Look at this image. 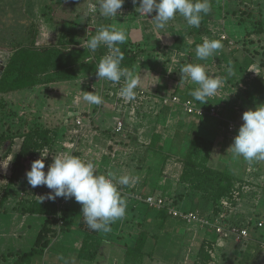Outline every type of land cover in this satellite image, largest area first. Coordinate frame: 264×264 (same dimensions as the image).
I'll list each match as a JSON object with an SVG mask.
<instances>
[{
	"label": "rangeland",
	"instance_id": "374dc122",
	"mask_svg": "<svg viewBox=\"0 0 264 264\" xmlns=\"http://www.w3.org/2000/svg\"><path fill=\"white\" fill-rule=\"evenodd\" d=\"M129 1L131 0H125L124 3L125 5L127 3L126 6L130 5ZM223 1L224 0H216V5L211 6V11L207 16H205L206 20H204V22L199 27L200 30L194 27L187 26V23L183 19V17L179 15L175 17L176 24H180L179 29H182L181 32L186 37H179L177 40V43L181 44L182 48L187 46L188 43H194L193 45L195 51L196 46L201 44L205 37L209 39H219L220 35H222V14H227L230 16V12L241 7L237 6L238 8L236 7L234 9L227 6L226 8V6L223 5ZM93 3H97V11L95 13H91L89 11V5ZM251 4L254 7H241V14H238V16L234 18L238 24H241V22L248 24L246 25L245 30H243L245 31V33H254L264 25V22L262 23V21H260L264 19L258 17L256 18L257 7H260L258 1H253V3ZM250 11L254 16L247 15V13ZM131 14H135V16H137L140 13L138 12L136 15V12L131 11ZM152 14L150 15L152 16ZM34 15L36 16V18H34ZM140 15L143 16L142 14ZM150 15H146V17ZM58 17L62 19L60 25L63 26V30L61 31L60 29H56V27L59 25V20L55 18ZM28 18L35 19L38 33L39 31L41 32L38 39L41 40L40 42H42V47L56 45L57 42H60L62 40L66 42L68 38H72V35H74L73 39L77 41V43L66 46L67 51L71 53H69L70 57H73L75 60L72 66L74 78L64 81L53 80L52 84H48V81H45V85L37 84L35 87H33L34 94L31 96V98H29V96L28 99L25 98V101H22V97L18 100L10 98L8 95H0V119H2L4 122L3 126L0 124V135H2L3 133H26L25 128L15 123L16 117L17 115H19L18 112L25 111V115L22 117L20 116V118L23 121L25 120V122L28 124L31 122V116H29L32 112L31 110L35 111V109H38L39 111H42L44 108L45 118L47 117V113L49 114V117L47 119H52L50 123L51 129H55V120H58L59 115L60 113H62L63 109L65 110L66 114L68 111L74 113L80 112V115L82 114L83 116L89 117L92 121L93 126L88 128V132L90 131V134L87 133L88 137H85L86 135H79L80 137L78 136L79 138H77L76 136H74L75 134H73L72 132L69 133V130H66L67 132L65 133L64 137L66 136L65 140L69 142L67 143L68 146L64 147L62 146V143H54L51 149L48 150L49 153H51L52 150H56L57 148L60 150V152L62 150L64 151V149H67L71 152L72 148L69 147V145L71 143L75 144V141H77L78 148L73 153L71 152V154L74 156H78L86 161L90 160L94 163H98L97 161L100 159V157L108 154V149L109 147L112 148V145L95 141L94 139L92 140L94 142L90 143V136L95 135L93 133L94 130L98 131L106 125H110L111 123L116 125L117 121H119L118 118H120V116H124V121L122 120L123 125H125L124 127L127 126L126 128H128L129 130L136 128V126L148 127L156 124L159 118L157 116L162 110V106L158 103L160 99V97L158 96H170V94L177 86V81H179L178 85H180V87L182 88L181 83H184L185 81L180 80V69L185 64L191 63L190 59L193 58V56H191V53L193 52L189 51L191 52L189 53L187 49L185 52H179V56L174 61L172 60V58L175 57L176 53H158L151 51L148 55L150 56L151 54L150 57L153 58V60H150L153 73L155 72L156 68L155 58L157 56H159L164 61L163 63L166 64V66L163 68L164 76L162 79L164 80L162 81L168 80V84L165 85L167 90L162 91H165V93H162L161 90L159 92L156 90L158 94L156 95V93L153 91V89L156 87V84L151 81L150 86H145L147 93H149L151 96L147 94V96L140 101V106L138 109H134V107L128 106L125 110H123V113H121L123 115H120L119 113H117V110H115L116 107L114 105V102L116 100L115 95L119 93L118 89L111 85V83L107 80H98L96 76V69L98 65L96 59L98 58V56L108 53V49L104 45H101L95 52H91L87 48V45H85L88 41V39H86V35L85 37L81 36L82 33H86L87 30L89 31V28L92 30H98L99 25H102L107 21V18L100 14L98 8V0H0V47H7L9 45V42L12 39L11 32L15 34L16 32H18V29L21 28L25 33V27L27 24L25 20L28 21ZM52 18L54 20H52ZM177 18H179V20ZM22 19L23 21H21ZM63 20L64 23H62ZM50 21L52 24H49ZM175 22L172 20L173 24H175ZM181 24L182 27L184 25L183 28H181ZM213 32L216 33V36L213 34ZM186 41H188V43H186ZM259 42L260 47L262 43L264 44V37ZM240 44L241 40L236 41L235 47L231 48V51H229L230 55L228 56L233 55V57L240 58V62L242 63L245 62V59H253V63L259 65L261 69L260 71H262L264 69V51H262L264 47H260L257 50L251 52L250 48L244 47L245 43H243V45L241 44L242 46ZM128 45V50L130 53H136L138 55L145 54L143 53V51H140L141 48L140 46H138V44L135 45V43H128ZM220 51L222 52V49ZM0 56L5 59L3 62L6 63L9 53L6 50L1 49ZM89 57H93L95 59L87 61ZM211 58L212 59H210L209 57V60L211 61H208L209 67L208 69L206 68L207 73L213 77H226L224 85L214 96V100H218L215 102V106L219 111L220 106H222L223 93L225 94V96L223 97H227V93H231L229 95L235 96L234 103L236 102L237 106L230 107L229 105L231 103L226 104V106H222L224 108L220 109V112H218V115L216 117L205 118L204 120H209L215 125L216 128L214 129L213 133L203 132L202 134H200L201 138L198 137V140H195V143H189L192 136L189 137L187 141H185L189 133V131L185 128L181 129L180 131H174V126L170 128V124L168 125V129L164 126L158 125L156 126V128L158 127V130L160 131L161 129H164L163 132L166 130L163 134H165V136L167 135L166 137H164L165 140H161L160 143V145H162L163 147L162 151H149L147 149V147L149 146L146 145V143H144L143 145L141 143H137L138 145H141V149L133 147L135 148L134 151L137 153L135 155H130V158L137 157L136 159H139L138 165L141 167L142 174L150 177L148 181H157L158 184L160 183L163 186L165 184L164 187L166 188L164 190L156 192L155 189H153L152 195L155 197L162 196L166 198L169 203H174V207H178L181 201H185L186 204V199L188 198L192 201L193 198L206 197L207 193H210L212 189H215L210 185V183H204L202 187H199L198 190L194 188L195 185L198 184V180L193 178L194 170L202 171L200 166L204 167L208 172L211 171L213 178H218L219 176H223L225 174L230 175L232 177V188L243 186L250 187V192H248L249 190L239 191L238 201L236 202L234 208L230 211V216H235L233 220L237 219V222L239 220L245 223H249V238L239 243V246L236 244L235 246L232 242L233 240L230 238V240L232 241L227 242L225 247H227L228 245V248L224 250L226 258H219L220 264H238L241 255L244 252H248L247 249H249V245L251 244L250 241L255 242L257 240H260V238L264 241V160H253L249 162L242 157H234L233 153L230 150L227 151L232 145L233 138L237 135V132L232 133L231 135H227L225 124L227 121H233L234 123L236 122L238 124L243 123V121L241 120L243 112L249 109H254L258 105L264 104V84H261L262 82H258L257 77L259 74H256L255 77L252 76L253 72H251L250 70H255L251 67L248 68L249 71L248 69L244 70L245 72H239L238 70H236L235 75L231 76L234 80L230 82L229 78L231 77L227 75L226 71L228 67L226 63H228V61L226 59L222 61L221 53H216L215 57ZM201 62H199V64H201ZM175 65L177 68L175 67ZM135 66H137L138 69L135 73L142 74L143 71V76L145 71L150 70L149 61H147L146 63L143 62L142 59L138 60ZM168 71H171L172 73H169ZM41 77L38 78V81L44 78ZM185 84L196 85L190 82H186ZM196 87H198V85H196ZM226 88H228V92H226ZM94 91L103 97L104 102L102 104L90 105L89 103H86V101H84L82 92ZM46 93H48L50 96L44 98L43 94ZM76 96H78L79 100L75 98ZM58 97L61 98V101L57 100ZM229 99L230 97L226 99V101H228ZM75 101H79V103H76ZM207 102L211 103L210 101ZM18 108H20L19 111L17 110ZM112 112L114 114H110ZM92 113H95V115H93ZM142 114L143 119L140 118ZM114 117L115 121L113 120ZM72 118L74 117H67V120L70 121V119ZM188 119L190 120V118ZM188 119L185 120L188 121ZM180 120H182V118H180ZM174 123L175 122L171 124L174 125ZM119 135H121L119 138H123L126 135V129L124 131L123 128V131ZM62 136L63 134H61V137ZM172 140L173 143H169ZM183 141H185V143H182ZM20 144L21 142L19 140H15L6 146L4 143L0 144V155L4 157L5 152H16ZM131 145L134 144L131 143ZM188 147H193L191 151L192 154L188 153ZM187 154H189L191 157L189 166H185L184 164V159ZM167 158L170 159L165 165ZM124 161L125 163H122L123 167L121 168H126L127 171L128 169H131V173L135 174L136 170L133 169L135 167L134 163H130V161L126 159V157H124ZM127 163L128 165L130 164L133 167H129ZM162 176L164 177V179L160 180V177ZM136 178H139V174H137ZM165 178L168 179L166 180ZM13 186L16 185L14 184ZM119 186L118 190L121 193L122 190H125V186ZM129 197H133L132 199H137L138 195H134L133 193H131ZM179 197L182 198L179 199ZM15 203L18 204V202ZM190 203L191 202L189 201L187 205H184V207L188 208ZM133 204L134 201L128 202L125 216L122 219H119L111 224L110 232L105 233L102 231H97L100 237H103L104 240H108V243L106 244H99V248H97V242L90 245L92 250L97 249L96 253L101 255L99 261L100 264H106V262H110L107 261L108 255H111V257H109V260H112V258L114 257V260H119V264H172L173 255L170 252L173 248H170L169 243L166 244V240H164V243L162 245L160 244V246H156V249L154 250L155 252L153 253V257L151 259L145 257L143 262L141 260L142 263H139L135 257L126 255V245H129L130 247L133 246L131 233L132 231L134 232L136 230L142 220L141 214H137L136 216H134L135 211H131V206ZM1 217L5 220L9 219L8 216ZM19 219H21V217H19ZM40 221L37 222V225H35L36 221L28 223L31 227V230H29V227H24L23 230H18V233L23 234L21 236V239L10 236L11 238H9V240H5L3 237H0V249L2 247L3 250L19 249L22 253L26 252L28 249V245L30 243L33 244L35 236L40 229ZM259 222L263 223L262 227H257L256 224ZM147 228V226H144V228L141 227L139 228V231ZM0 230L4 231L7 234L16 232V230L6 226V224L0 225ZM55 247L60 248L59 245ZM55 250L56 249H53V251ZM236 254L240 256H237ZM31 257L29 264L34 263V261H37L38 264L42 260L43 256L40 257V254H34ZM81 257L84 258V255H81ZM126 257L128 258L126 259ZM96 258L99 259V256L97 255ZM123 258H125V263L122 262ZM72 259H75V257ZM259 261V264H264L263 254ZM68 263L70 262L68 261ZM71 263H73V260H71ZM34 264H36V262Z\"/></svg>",
	"mask_w": 264,
	"mask_h": 264
},
{
	"label": "crops",
	"instance_id": "0c3cea01",
	"mask_svg": "<svg viewBox=\"0 0 264 264\" xmlns=\"http://www.w3.org/2000/svg\"><path fill=\"white\" fill-rule=\"evenodd\" d=\"M253 1L256 0H224L223 1V5L232 7V8H236L237 6H247V7H254L251 3H253ZM259 3V8L257 7V15L256 18H261L264 19V0H257ZM130 5L126 6L125 3L123 4V8L121 10V12L113 19V18H107L106 23H103L102 25L105 26H111L116 28L117 30H123L126 32L127 34V40L125 41V43L128 45V43H135L138 44V46H140V51H143V53L145 54H136L135 57V61L134 63L128 67L129 69H133V67L136 65L137 61L142 59L143 62L149 61V66H150V70L145 71L144 76H143V71L141 75V84L138 86V88H142L144 90L145 86H150L151 81L156 84V87L153 89V91L157 94L156 90L159 92L161 90V92L163 90H167L166 88V84H168V80L162 81L164 79V71L163 68L166 66V64H164L163 60L157 56L155 58L156 61V68H155V72L153 73L152 69H151V64H150V60H153V58H151V54L150 56L148 55L151 51L153 52H171V53H176L175 57L172 58V60L174 61L179 55V52H185L186 49L189 51H192L193 53H191V56H193L192 59H190L191 63H199L201 62L200 60L197 59L196 54L194 53V43L189 44L188 41H186L187 46L185 47H181V44L177 43V40L179 37H183L186 38L181 30L179 29V23L176 24V19H173V21L175 22V24L172 23V21H170L168 23V26L166 27V29L164 30H157L155 28V24L154 21H151L156 13L155 11L153 12L152 16H141L140 12L136 10V8L139 7V3L137 2L136 4L132 3V0L129 1ZM125 6V7H124ZM241 7H237L238 9L235 11L230 12V16L227 14H222V34H224L227 38L224 41H221L223 44V48H222V52L219 50L217 52V54H222V61L224 59H226L228 61V63H226L228 66L231 65L236 73V70H238L240 72H245L244 70L248 69L249 67H251L254 63H253V59H245V62H240L241 59L237 58V57H233L232 56H228L230 55L229 51H231L232 47H235V42L236 41H240L241 40V44L243 45V43H245L244 47L245 48H250V51H254L257 50L260 47H264V44L262 43V45L259 47V41H261V39L264 37V25L263 27L259 28L258 30H256L254 33H245V28H246V23H242L238 24L235 21V17L238 16V14H241ZM223 9V7H222ZM239 10V11H238ZM131 11L139 12L140 14L135 16V14H131ZM244 13V12H243ZM247 15L252 16V12H248ZM178 16V15H177ZM176 16V17H177ZM254 16V15H253ZM34 18H36V16L34 15ZM146 18V19H145ZM59 20V25L56 27V29H60L63 30V26L60 25L61 20L60 17L55 18ZM179 20V18H177ZM234 19V22H233ZM52 20H54L52 18ZM262 21V23L264 22V20H260ZM62 23H64V20L62 21ZM49 24H52L51 21ZM101 25H99L100 27ZM44 27V26H43ZM184 27V25H183ZM182 24H181V28ZM88 29V28H87ZM97 30H92L89 28V31L87 30V32L82 33L81 36L85 37L86 35V39H90L92 35H94L96 33ZM244 32V33H243ZM41 34V32L39 31L38 36L36 38V46L38 47H42L40 42L41 40L38 39L39 35ZM213 34L215 35L216 33L213 32ZM216 36V35H215ZM218 38V37H217ZM235 39V41H234ZM63 41V40H62ZM233 41V42H232ZM203 42V41H202ZM240 44V45H241ZM56 45H60L59 42H57ZM241 45V46H242ZM181 48H180V47ZM88 48V47H87ZM128 49H129V45H128ZM264 51V49L262 50ZM134 54V53H133ZM188 55V54H187ZM190 56V55H189ZM258 56V55H257ZM215 57V55L213 56ZM259 57V56H258ZM0 58L4 61L5 59H3L1 56ZM210 59H212L210 57ZM197 60V61H196ZM7 61V60H6ZM208 60L207 61H202L201 64H204L206 66V68L208 69L209 64H208ZM248 66H247V63ZM6 63L3 62V70L5 68ZM138 66V65H137ZM137 66L134 67V69L132 70L134 73L138 70ZM146 66V65H145ZM144 66V67H145ZM176 67V65H175ZM243 67H246L243 69ZM177 68V67H176ZM243 69V70H242ZM175 70V69H174ZM249 71V69H248ZM2 73V72H1ZM153 79V80H152ZM233 79V77L229 78V81L231 82ZM258 82H262L264 83V77H257ZM183 81V80H182ZM181 82V81H180ZM48 84H52V82H47ZM179 81L176 82V88L174 89V91L170 94V96L176 95L179 96L181 99H184L185 95L190 94L193 90H195L197 87L196 85H186L184 83H181L182 88L180 87V85H178ZM261 83V84H262ZM43 85H45V81L42 83ZM153 84V85H154ZM158 84V85H157ZM160 84V85H159ZM34 88H30V89H23V90H19L16 92H12L9 94H0L2 96H6L8 95L10 98L13 99H18L21 98L22 101H25V98L28 99L31 98V96L34 94L33 92ZM29 92V93H27ZM226 92H228V88H226ZM162 93H165L162 92ZM149 94V93H148ZM231 93H227V97H223L225 96V94H222V106H226V104H230L229 106H237V103H234L235 100V96L233 95H229ZM44 98H47L48 96H50L48 93L43 94ZM150 95V94H149ZM151 96V95H150ZM168 96V97H170ZM230 99L228 101H226V99H228L229 97ZM158 97H160L158 103L162 106L161 107V111L160 114H158L157 117L158 118V122L156 124H153L152 126H148V127H140V126H136V128L133 129H128V128H124V131L126 129V135L123 138H119L121 135L116 134L114 132V128L115 125L113 123V125H106L105 127H103L102 129L96 131L94 130V134L91 137V141L90 143H93L94 141H92L93 139L95 141H99L102 143H108L109 145H112V148L109 147L108 149V154L107 155H103L102 157H100V159L97 161V173L98 174H106V172L108 171H113L116 172L118 176H123V175H127L130 177V183L128 185H123L126 186L121 192V196L123 198L126 199L127 201V205L128 202H130L131 198L129 197V195L131 193H133L134 195H140L138 190H139V186L142 185V182L146 179H150V177H148L145 174H142V170L141 167L138 165L139 164V159H136L137 157H131L130 155L132 154H136L137 152H135V148L139 149L141 145H138L137 143H141L142 145L144 143H146V145H148L149 147H147V149L150 151V143H152L153 140V136L155 135H159L160 136V143L161 140H165L164 137L165 134H163V130L161 129L158 130V127L156 128V126L161 125L164 126L165 128L168 129V125L170 124V128H172V126H174V131H180L181 129H186L188 130L190 133H196L198 135L204 133H213L214 129L216 128L215 125L210 122L209 120H201L199 118L193 117V116H187L184 111L177 105H174L172 103H169L168 105H163L161 103L163 97L161 95H159ZM75 98H78V96H76ZM186 98V97H185ZM215 97H209L207 98V101H210L211 104H213L215 106V102L218 101L216 99V101L214 100ZM56 100V99H55ZM59 101H61V98L58 97ZM76 102V101H75ZM76 103H79V101H77ZM87 103V102H86ZM85 105V103H84ZM220 106V109L224 108ZM18 111L20 110V108L17 109ZM31 114L29 116L31 119L30 123H26L25 120L23 121L20 116H24L25 115V111L22 112H18L19 115H17L16 117V124H18L19 126L25 128L26 133H28L29 131H33V130H43V131H50L53 135H51L52 137V141L51 143H62V146L67 147V142L66 136L64 137L65 133L67 132L66 130H69V133L72 132L73 134H75L74 136H76L77 138H79L80 136H87V133L90 134V131L88 132V128L93 127L92 126V121L90 120L89 117L87 116H83L82 114L80 115V112H78V116L70 119V121L67 120V116L65 113V110L63 109L62 113H60L58 120H55V129H51V120L47 119L49 117V114L46 113L47 117L45 118V108L42 111H39L38 109H35V111L31 110ZM100 113V112H99ZM93 115H95V113H92ZM102 114V113H101ZM110 114H114L113 112ZM77 117H81L82 118V125L81 126H77L75 123V119ZM89 118V119H88ZM143 119V114L141 115V117ZM155 118V117H154ZM180 118H182V120H180ZM190 118V120L188 119ZM207 118H213V117H207ZM179 119V121H178ZM185 119H188L185 120ZM113 120L115 121V117L113 118ZM157 121V120H156ZM155 121V122H156ZM2 119H0V124L3 126L4 122ZM174 123V125H172L171 123ZM230 122L233 121H227L225 124V129H226V134L231 135L228 130V124ZM165 125H164V124ZM236 123V122H235ZM238 124V123H236ZM242 123L238 124L239 126H241ZM152 127V128H151ZM154 127V128H153ZM5 128V127H3ZM6 131V130H5ZM7 132V131H6ZM12 132V131H11ZM54 132L56 134H54ZM58 133V134H57ZM238 133V132H237ZM8 134V133H6ZM12 134V133H11ZM25 132L23 133H18V134H12L15 136H20V137H14L12 140H5L4 142H0L1 144L4 143L5 146L9 145V143H12L15 140H19L21 143L23 142V137H21V135H24ZM61 134H63V136L61 137ZM88 134V135H89ZM10 135V134H9ZM80 135V136H79ZM79 136V137H78ZM201 136V135H200ZM57 138V139H56ZM58 141V142H56ZM186 141V140H185ZM185 141H183L182 143H185ZM120 143V144H117ZM131 143H133L134 145H131ZM169 143H173V140L170 141ZM179 143V141H178ZM53 145V144H52ZM52 145H48V146H44V149L50 150ZM75 145V146H74ZM21 144L19 145V148L16 152L11 153V151L9 152H5L4 157H2V155H0V217L1 216H8L9 219L5 220L2 219L0 220V225H4L6 224V226L16 230V232L14 233H10L7 234L4 231H1L0 233V237H3L5 240H9V238L15 237L18 239H21V236L23 235L22 233H18V230H23L24 227H29V230H31V227L28 223L34 222L36 221L35 225H37V222L40 220L39 224H40V229L37 232L34 242L38 236V234L41 232L43 225L45 224V217L38 215L36 213H29V209L32 208L33 204L35 202H39V197L41 196H46V194H48L51 190L48 189L46 186H40L39 189H33L31 186L28 187H23L21 186L22 184H20L19 182H16L15 185H10L9 181L11 179V173H12V161L9 162V159L12 158L15 154H17L19 152ZM71 146V152L73 153L77 148H78V142L75 141V144L71 143L69 145V147ZM135 147V148H133ZM145 148V147H144ZM141 149V148H140ZM64 151H68L67 149ZM63 150L61 152H64ZM60 150L57 148L56 150H52L51 153H49V151H47L46 154V160H45V164L48 170V166L52 163V160L59 154L61 153ZM126 155V156H125ZM148 155V154H146ZM124 157H126V159H128L130 161V163H134L135 167L133 168L134 170H136L135 174L131 173V169H128V171L126 170V168L122 169V163L124 161ZM135 159V161H134ZM170 158H167L165 165L167 164V161H169ZM145 160V159H143ZM174 160V159H173ZM128 165V163H127ZM129 167H133L130 164L128 165ZM139 166V167H138ZM138 167V168H137ZM126 170V171H125ZM137 174H139V178H136ZM164 179V177H160V180ZM166 180L168 178H165ZM138 180V181H136ZM119 186V185H118ZM165 186V184H164ZM163 185H161L160 183L157 184V186H155V191L156 192H160L162 190H164L166 187H164ZM119 189V188H118ZM152 189V187H147L146 191H150ZM133 198V197H132ZM58 201V207H59V214L61 213V211L65 208H69L70 210L76 209V205L78 204L74 198H56ZM186 204L185 201H183L182 203H184L185 205L188 204V202L190 201V199H186ZM15 202H18V204H16ZM137 205V203H136ZM139 205V204H138ZM181 205V204H180ZM19 217H21V219H19ZM18 218V219H17ZM231 218L230 220L234 219L235 216L233 217H229ZM237 220V219H236ZM236 220H234V222H237ZM239 222V220H238ZM243 222V221H240ZM4 223V224H3ZM170 224H166L165 227L161 228V230L158 232L159 237L161 238V243H164V240L167 241V244L169 243L170 248L171 249V254H174L176 252L175 249L178 250V252H176L174 254V257L176 259V261L172 264H192L193 258L196 256L197 253V248L199 246V244L201 242H212V238H213V233L211 230L208 229H198L196 227H192V226H188V225H184L180 220L178 219H173L169 222ZM63 223L60 222L59 225H62ZM70 227V226H69ZM57 228V227H56ZM103 238V237H102ZM232 239V238H231ZM261 239V238H260ZM233 240V239H232ZM230 240V238H223L221 236L216 237L215 241H214V245L211 246V248H209L207 251L210 254L211 260H209V262L207 264H220L219 262V258L221 257L222 259L226 258V256H222L223 254L225 255L224 250L228 248L226 244L227 242L232 241ZM262 240V239H261ZM34 242L33 244H29L28 245V249L26 252H21V250L17 249V250H3L2 247L0 249V264H13L16 262V260L20 257L23 256L24 254L28 253L31 251V249L34 246ZM83 242V235L81 232H79L77 229L73 228L72 230H67L65 232H60L56 238H54L51 243L48 245V247L46 249H44V251L42 252V254H40V257H42V260L38 263V264H100V256L99 254L94 255V257H89L90 259H85L82 258L81 256L79 257V250L80 247L82 245ZM234 243V245H238V243H236L235 241H232ZM253 242V241H250ZM106 244L108 243V240H104L101 241V244ZM176 243V245H178L177 247H173V244ZM256 243V242H254ZM257 244V243H256ZM59 245V247H55ZM235 245V246H236ZM168 246V245H167ZM59 248V249H58ZM248 248V247H247ZM53 249H56L55 251H53ZM60 250V251H59ZM248 250V249H247ZM37 254V253H36ZM246 254V255H245ZM253 254V253H252ZM34 255V254H33ZM99 256V259L96 258V256ZM237 255V254H236ZM245 255V256H244ZM32 256V255H31ZM30 256V257H31ZM240 256V255H237ZM247 256H251L252 255H248L247 253H243L241 255V257L239 258L238 264H242L240 261ZM262 256V254H261ZM255 262V264H259L260 263V258ZM75 259H72L74 258ZM111 257V255H108L107 261L109 263L106 262V264H119V260L115 259L114 257L112 258V260H109ZM32 258V257H31ZM77 258V259H76ZM123 258V263L124 262ZM127 259V258H126ZM249 259V258H248ZM71 260H73V263H71ZM68 261L70 263H68ZM126 261V260H125ZM30 262V260H29ZM28 263H24V264H29ZM37 261H34V263ZM32 263V264H34ZM127 263V262H126ZM128 264V263H127ZM231 264V263H230Z\"/></svg>",
	"mask_w": 264,
	"mask_h": 264
},
{
	"label": "trees",
	"instance_id": "16d2710c",
	"mask_svg": "<svg viewBox=\"0 0 264 264\" xmlns=\"http://www.w3.org/2000/svg\"><path fill=\"white\" fill-rule=\"evenodd\" d=\"M210 4L211 6H215L216 0H210ZM204 20H206L205 17L201 21V24L204 22ZM21 21H23V19ZM25 22H27L25 33L21 28H19L18 32H16L15 34L11 32L12 39L10 40L9 45L7 47H0V50H6L9 53L5 68L0 75V94H9L23 89H30L35 87L37 84H42L44 81H64L74 78L72 66L75 60L73 57H70L71 53L66 49V46L77 43V41L73 39L74 35H72V38H68L66 42L64 40L60 41V45L37 47L36 38L38 36V29L36 27L35 19L28 18V21L25 20ZM197 29L200 30L199 28ZM119 47L124 54V60L121 62V67L128 68L134 63L136 54L129 52L128 45L126 43L119 45ZM102 56L103 55H100L96 59L98 63ZM244 68L246 67H243V69ZM41 76L44 78L38 81V78H40ZM258 76L263 77L262 75ZM185 97L184 99H191L198 106L204 107L206 109H208L209 106L213 105L209 102H207L206 104H202L196 101L190 94L185 95ZM194 117L203 120L210 116L204 115L202 117ZM54 134L56 133L54 132ZM51 135L53 134L50 131H43L39 129L29 131L28 133L21 135V137H23V142L21 143L19 152L13 156L12 173L11 179L9 181L10 185H14L16 182H19L23 187L30 186L27 183L25 173L30 170V166L34 157L43 150L44 146L52 144L54 145V143H51ZM191 136L192 138H190L191 140L189 141V143H195V140H198V137H200V135L196 134L195 132H189L185 140L187 141ZM14 137L20 136H15L11 133L10 135L3 133L2 135H0V142H4L5 140H12ZM153 137L154 138L152 140V143H150V150L161 152L163 147L162 145H160V136L155 135ZM192 148L193 147H188L187 150L189 154H192ZM189 154L185 156V166L190 165L191 157ZM200 168L202 169V171L194 170L193 178L198 180V184L195 185L194 188L198 190L199 187H202L204 183H210V185L215 189H212L210 193H207L206 197L193 198L192 201L190 199L191 203L188 208L184 207L185 204L182 203L183 201L180 202L181 205H179L178 207H174V203H170V207L178 209L183 213H195L199 218H207L213 223L215 216L221 210L219 205L221 199L228 197L233 189L232 177L228 174H225L223 176H219L218 178H213L211 171L208 172L204 167L201 166ZM157 184V181H148V179L144 180L142 182V185L139 186V199H130L131 201H134V204L131 206V211H135L134 216H136L137 214H141L142 220L136 230L134 232L132 231L131 233L133 246L130 247L129 245H126V255L135 257L139 263H142L145 257L151 259L153 257V253L155 252L154 250L156 249V246H160V244H163L161 243L162 241L158 235V232L161 230V228L165 227L166 224H170L169 222L173 218L180 220L184 225L196 227L198 229H208L212 231V242H201L196 249L197 253L192 261V264H207L209 260H211L210 254L207 250L211 248L212 245H214L216 237L220 235L211 225L200 226L198 225V223H187V221L180 217H173L168 213L169 207L167 205H165V207L163 208H156L146 203V198L155 197L152 194L153 189L155 188V186H157ZM149 186L152 187V189L148 192L146 191V189ZM39 188L40 186H37L33 189L36 190ZM157 197L166 199L162 196ZM181 198L182 197H179V199ZM235 205L236 204H234L233 206ZM76 206V209L72 208V210H70L69 208H65L59 214L57 199H55L54 201L45 199L42 203L35 202L28 212L31 214L36 213L38 215L44 216L45 224L43 225L41 232L38 234L31 251L24 254L23 256H20L13 264L28 263L31 255L36 253L42 254L44 249L48 247L51 241L56 238V236L60 232H65L66 228L67 230H72L73 228H75L83 235V242L78 252L79 256L84 255V258L86 260L90 259L89 257L93 258L94 255L97 254V249L92 250L90 245L97 242V248H99V244H101L103 238L99 236L97 231L91 230L88 227L85 222V218L81 213V205L78 203ZM226 216L227 223L231 226L249 227V223L240 221L234 222L233 219L230 220V212L226 213ZM60 222H62L63 224L59 225ZM144 226H147L148 228L139 231V228H144ZM250 243L251 244L249 245L248 252L246 253L248 255H252V257H244L240 261L242 264H255V262L262 254L260 246L256 244L257 242ZM177 246L178 245H176V243L173 244L174 248ZM175 250L176 252H178L177 249ZM174 254H172L173 263L176 261ZM222 256L224 257L225 255L223 254Z\"/></svg>",
	"mask_w": 264,
	"mask_h": 264
},
{
	"label": "clouds",
	"instance_id": "9594fccd",
	"mask_svg": "<svg viewBox=\"0 0 264 264\" xmlns=\"http://www.w3.org/2000/svg\"><path fill=\"white\" fill-rule=\"evenodd\" d=\"M125 0H98L100 14L104 17L115 18L122 10ZM139 3L136 8L143 16L156 13L151 20L154 21L157 30H164L168 23L177 15L183 17L187 26L199 28L201 21L211 11L210 0H132L133 4ZM93 13L97 11V3L89 5ZM127 34L123 30H117L111 26L101 25L96 33L86 42L91 52H95L101 45L108 49V53L101 57L96 76L113 84H120L119 96L125 102L134 101L136 88L141 82L140 73H134L127 67H121L124 54L119 45L125 43ZM223 48L220 39L205 37L203 42L196 46L195 54L198 60L207 61ZM258 73L259 65L251 66ZM229 77L235 75L231 65L226 69ZM172 73L171 71H168ZM226 77L210 76L204 64L187 63L180 69V80L198 85L190 95L202 104L207 103V98L213 97L224 85ZM83 99L90 105L102 104L103 97L94 92H82ZM67 117H76L77 113L68 111ZM243 123L238 129L233 143L227 151H231L234 157H242L251 162L264 160V104L256 106L242 113ZM44 149V152H47ZM33 161L30 170L25 173L27 183L35 188L46 186L51 191L46 196L39 197L42 203L45 199L54 201L56 198H74L81 205V213L91 230L110 232L111 224L125 216L127 201L121 196L117 185H128L130 177L118 176L116 172L108 171L106 174L97 173V164L74 156L70 151L59 153L44 171V158ZM13 157L9 159V162Z\"/></svg>",
	"mask_w": 264,
	"mask_h": 264
},
{
	"label": "built area",
	"instance_id": "2783aa9c",
	"mask_svg": "<svg viewBox=\"0 0 264 264\" xmlns=\"http://www.w3.org/2000/svg\"><path fill=\"white\" fill-rule=\"evenodd\" d=\"M91 13H93V12H91ZM226 38L227 37L224 34L220 35V37H219V39L221 41L226 40ZM85 45H87V44H85ZM106 54H104V55H106ZM94 59L95 58H93V57H89L87 59V61H91V60H94ZM256 74L262 75L264 77V69L262 71H259L258 73H253L252 76L255 77ZM110 83H111V85L116 87L118 89V91H119V88L124 85L125 80L122 78L120 84H113L112 82H110ZM147 94L148 93H147L146 90L137 87L136 88V98H135V100L131 101V102H125L124 99L119 96V93H117L115 95L116 96V100L114 102V105L116 107L115 110H117V113H119L120 115H123L121 113H123V110H125L126 107H128V106H132V107H134V109H138L139 106H140V101L144 97H146ZM161 103L163 105H168L169 103L177 105L184 111V113L187 116H193V117L194 116L202 117L204 115H207V116H210V117H216L218 115V112H220V108H219V111H218L217 107L214 106V105H211V106L208 107V109H206L204 107L198 106L191 99H181L179 96H176V95L163 98ZM123 117L120 116V118H118L119 121H117V123L115 125L114 132L116 134H121V132L123 131V128H124ZM75 123H76L77 126H81L82 125V118L81 117H77L75 119ZM239 127L240 126L238 124H236L234 122H230L228 124L227 130H228V132L230 134H232V133L238 132ZM40 154L46 155L47 152H44V150H42L41 152H39V154H37L34 157L33 161L39 159L40 158ZM45 160H46V158H44V163H45ZM44 171L47 172L46 164H45ZM241 190H247V191L249 190L248 192H250L251 189L248 186L233 188L231 193H230V195L228 197H225V198L221 199L220 204H219L221 210L215 216L213 223L207 218H205V219L204 218H199L198 215L195 214V213H192V212L183 213V212L179 211L178 209L170 207V203L168 201L166 202V199H163V198H160V197H148V198L145 199V202L148 203L150 206H154L156 208H163V207H165V205H167L169 207L168 208V213L170 215H172L173 217H180V218L184 219L185 221H187V223H198V225H200V226L211 225V226H213L215 228V231L221 237H223V238H232L233 241H235L236 243L239 244V243H241V242H243V241H245V240H247L249 238L248 227H237V226L229 225L227 223L226 213L230 212L234 208L233 205L236 204V202L238 201L239 191H241ZM137 198L139 199V196ZM256 225H257V227H262L263 223L259 222ZM256 242L260 246V248L262 250V254L264 255V241L260 239V240H257Z\"/></svg>",
	"mask_w": 264,
	"mask_h": 264
},
{
	"label": "water",
	"instance_id": "95a60500",
	"mask_svg": "<svg viewBox=\"0 0 264 264\" xmlns=\"http://www.w3.org/2000/svg\"><path fill=\"white\" fill-rule=\"evenodd\" d=\"M3 60L0 58V75H1V72L3 71Z\"/></svg>",
	"mask_w": 264,
	"mask_h": 264
}]
</instances>
